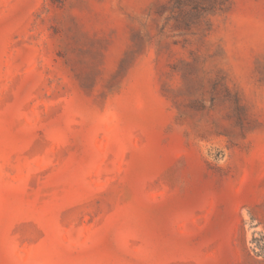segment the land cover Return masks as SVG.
I'll return each instance as SVG.
<instances>
[{"label":"rangeland","instance_id":"obj_1","mask_svg":"<svg viewBox=\"0 0 264 264\" xmlns=\"http://www.w3.org/2000/svg\"><path fill=\"white\" fill-rule=\"evenodd\" d=\"M0 264H264V0H0Z\"/></svg>","mask_w":264,"mask_h":264}]
</instances>
